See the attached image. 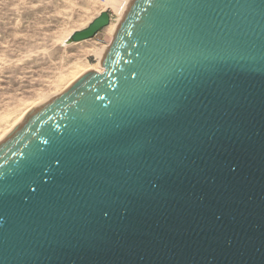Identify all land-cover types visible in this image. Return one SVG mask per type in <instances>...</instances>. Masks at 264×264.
<instances>
[{"label":"water","instance_id":"water-1","mask_svg":"<svg viewBox=\"0 0 264 264\" xmlns=\"http://www.w3.org/2000/svg\"><path fill=\"white\" fill-rule=\"evenodd\" d=\"M99 67L0 141V264H264V0H130Z\"/></svg>","mask_w":264,"mask_h":264},{"label":"rangeland","instance_id":"rangeland-1","mask_svg":"<svg viewBox=\"0 0 264 264\" xmlns=\"http://www.w3.org/2000/svg\"><path fill=\"white\" fill-rule=\"evenodd\" d=\"M102 12L111 18L106 28L89 40L64 44ZM118 18L106 0H0V141L28 111L83 73L100 70L98 56Z\"/></svg>","mask_w":264,"mask_h":264},{"label":"bare ground","instance_id":"bare-ground-1","mask_svg":"<svg viewBox=\"0 0 264 264\" xmlns=\"http://www.w3.org/2000/svg\"><path fill=\"white\" fill-rule=\"evenodd\" d=\"M129 1L130 0H126V1H124V2H122V3H118V1H116V0H106V5L107 6H110V7H112V8H114V9H116V10H118V13H119V17L122 15V13L126 10V8H127V6H128V4H129ZM114 30H115V28H114ZM114 32V31H113ZM113 32H112V34H113ZM71 35V34H70ZM69 35V36H70ZM106 48V47H105ZM105 48H104V50L102 51V52H100V54H99V61H100V59L102 58V55H103V53H104V51H105ZM99 61H98V64H99ZM100 68V67H99ZM95 71H98V72H101V69L100 70H95Z\"/></svg>","mask_w":264,"mask_h":264},{"label":"built area","instance_id":"built-area-1","mask_svg":"<svg viewBox=\"0 0 264 264\" xmlns=\"http://www.w3.org/2000/svg\"><path fill=\"white\" fill-rule=\"evenodd\" d=\"M110 20H111V18H110Z\"/></svg>","mask_w":264,"mask_h":264}]
</instances>
